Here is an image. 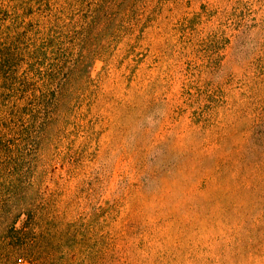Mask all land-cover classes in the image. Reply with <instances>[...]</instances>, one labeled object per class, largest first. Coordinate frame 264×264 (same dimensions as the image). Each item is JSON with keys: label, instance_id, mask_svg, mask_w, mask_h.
<instances>
[{"label": "rangeland", "instance_id": "1", "mask_svg": "<svg viewBox=\"0 0 264 264\" xmlns=\"http://www.w3.org/2000/svg\"><path fill=\"white\" fill-rule=\"evenodd\" d=\"M137 19L101 54L17 68L0 264H264V0Z\"/></svg>", "mask_w": 264, "mask_h": 264}, {"label": "trees", "instance_id": "2", "mask_svg": "<svg viewBox=\"0 0 264 264\" xmlns=\"http://www.w3.org/2000/svg\"><path fill=\"white\" fill-rule=\"evenodd\" d=\"M140 1L0 0V120L5 121L0 122L1 128L5 129L7 119L13 117L6 102L9 93L18 88L19 66L35 70L34 60L47 51L82 58L103 53L126 32L128 24L138 21ZM82 64L79 61L76 67ZM25 85H20L21 91L27 90ZM30 94L42 99L40 92ZM24 110L21 105L19 113L24 114ZM38 116L28 114L26 135L37 123V127L43 125L45 117L38 120ZM4 150L0 138V151ZM16 220H11V230L17 229Z\"/></svg>", "mask_w": 264, "mask_h": 264}]
</instances>
